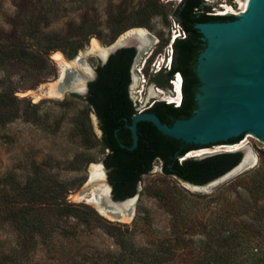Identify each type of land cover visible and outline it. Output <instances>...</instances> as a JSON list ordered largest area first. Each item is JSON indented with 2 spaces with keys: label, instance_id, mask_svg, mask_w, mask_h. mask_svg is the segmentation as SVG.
Wrapping results in <instances>:
<instances>
[{
  "label": "rangeland",
  "instance_id": "obj_1",
  "mask_svg": "<svg viewBox=\"0 0 264 264\" xmlns=\"http://www.w3.org/2000/svg\"><path fill=\"white\" fill-rule=\"evenodd\" d=\"M154 1L164 6L166 18L161 15L148 16L144 20L146 27H133L113 40L112 28L118 21L122 20L128 25L141 22L138 13ZM181 1L0 0V31L11 35L16 32L33 35L29 29L39 27L43 32H64L69 24H79L85 18L101 32L99 36H92L74 58L68 57L61 50L51 52L48 58L55 67V75L41 80L40 83L36 82L40 77L34 80L30 78L32 71L27 68L14 65L11 69V79L17 87L15 95L22 102L18 106L25 113V117L0 127V193H3V181H6L9 193H12L18 191L19 185L24 186L36 175V179L48 181L46 184L51 190L58 189L52 181L64 182L72 189L67 195L69 202L91 208L106 222L128 226L137 245L154 247L157 242L169 239L171 246L176 249L169 264H236L237 258L238 263L246 259L251 248L257 247L264 252V209L250 208L243 201L238 202L234 187L222 188L238 176L211 191L198 192L191 189L182 179L164 175L161 162L156 161L150 174L143 176L138 185L132 217L121 220L108 218L97 211L87 199H83L97 194V191H103L104 183L109 182V172L104 165L107 152L99 142L102 138L100 120L86 102L88 94L83 96L80 93H67L58 100L55 99L58 95H50V88L57 85L60 74L63 75V70L68 64L66 62L77 59L81 53H84L88 70L96 71L101 65L97 54L92 51L93 40L99 44L97 53L113 45L129 32L145 28L155 39L151 51L144 57L149 59L143 72L145 79L137 71L142 62L135 65V68L132 67L131 98L141 109H148L154 102H167L166 98L173 96L169 89L174 91V87L170 82L172 87L166 85L163 89L158 87L156 82H151V64L155 62L165 68L171 55L173 13ZM205 1L215 7L214 11L218 15L240 17V3L246 0ZM228 8L234 12H228ZM235 12L237 14H234ZM33 25L37 27H31ZM58 53L63 56L65 64H59L55 59ZM172 56L175 57L174 52ZM86 68L82 67L83 70ZM164 77L165 75H161L155 80L164 81ZM94 80L88 82V85ZM143 83H146L145 87ZM83 127L90 128L96 144L89 146L83 142L80 130ZM238 144H242L239 149L215 146L206 150L211 151L212 155L215 152H236L247 148L256 160V166L251 170H264V139L253 133L245 136ZM76 160L77 163L72 165ZM101 165H104L105 169ZM93 173H96V178L101 175L99 179L104 180V183L97 182L87 193L81 194ZM238 191L243 192L241 188H238ZM246 195L249 197L248 193ZM46 199L52 198L48 196ZM64 222L67 223L66 226L62 224V228H57L56 235H71L83 230L73 218ZM206 223L210 227H216V231L203 234L202 226ZM95 232L77 240L56 236L49 244H40L22 264H93L85 261L82 256L92 255L98 249L106 251L115 248L114 241L104 235L102 230ZM250 233H258L263 240L248 246ZM17 241V235L7 225L0 223V264H11V261L5 263L4 255L13 252ZM207 242L212 243L213 253H207ZM223 255L226 257L223 258Z\"/></svg>",
  "mask_w": 264,
  "mask_h": 264
},
{
  "label": "trees",
  "instance_id": "obj_2",
  "mask_svg": "<svg viewBox=\"0 0 264 264\" xmlns=\"http://www.w3.org/2000/svg\"><path fill=\"white\" fill-rule=\"evenodd\" d=\"M214 6L205 0H182L173 13L186 33L185 39H177L173 44V62L170 70L162 68L150 76L151 82L158 87L166 88L173 77L179 73L183 78L182 103L176 107L165 101L154 102L148 112L158 115L163 124L173 127L178 121L190 119L198 109L196 95L202 82L197 75L198 57L206 47L204 36L197 28L199 24L226 23L237 19L234 15H218ZM151 15L165 16L164 6L158 1L150 2L139 13V23L131 25L120 20L112 28V38L116 39L123 32L133 27H146L145 18ZM31 27H37L33 25ZM33 35L15 33L13 35L0 31V127L25 117L19 108L15 95L16 88L10 71L14 65H20L32 71L31 79H48L55 75V67L48 56L56 50L63 51L74 58L79 50L85 47L90 38L101 32L95 25L83 19L79 24L71 23L64 32L44 31L41 27L29 29ZM28 32V34H29ZM136 56L134 48H125L113 54L105 65L97 67V78L89 84L86 102L100 120L102 138L100 144L107 155L104 165L109 170V182L113 186L114 199L124 201L137 194L142 177L150 174L156 161L161 162L162 172L184 181L204 185L225 175L242 161V151L220 152L203 158L186 156L202 148V145L176 139L162 133L149 120L139 121L136 125V136L133 131L134 117L141 108L130 94L132 67ZM165 75L164 81L155 80ZM37 84V83H36ZM83 142L96 144L89 127L80 128ZM246 133L231 137L226 141H217L205 145L209 149L225 143H240ZM77 160L72 163L76 164ZM37 176V175H36ZM36 176L18 191L9 193V185L3 181L0 193V223L7 225L18 237L13 252L4 255L5 263L22 264L38 249L40 244H49L56 236L71 239L88 237L101 231L110 237L114 249L96 250L94 254H84L85 261L93 264H169L176 249L169 239L157 242L154 247L137 245L135 236L126 225L106 222L91 208L69 202L70 192L64 182L52 181L58 188L51 190L45 180ZM5 180V178L3 179ZM225 186L234 187L238 202L248 204L250 208L264 209V170H250L233 179ZM241 188L243 192L238 191ZM246 193L249 194L246 195ZM52 199H46L47 197ZM245 199V200H243ZM249 208V209H250ZM75 219L82 231L71 234L59 233L56 229L66 226L65 220ZM203 234L214 233L216 227L202 226ZM263 238L258 233H250L248 246L259 243ZM235 242V240H233ZM213 253L212 243H206ZM237 257L239 255L236 253ZM226 257L223 255V258ZM236 264H264V252L251 248L245 260Z\"/></svg>",
  "mask_w": 264,
  "mask_h": 264
},
{
  "label": "water",
  "instance_id": "obj_3",
  "mask_svg": "<svg viewBox=\"0 0 264 264\" xmlns=\"http://www.w3.org/2000/svg\"><path fill=\"white\" fill-rule=\"evenodd\" d=\"M254 1L255 4L260 3L259 9L264 4V0ZM251 11L250 8L231 22L207 23L197 26L204 36V41L207 42V47L199 55L197 61V75L204 84L196 95L198 109L190 119L178 121L173 127H170L163 124L158 115L142 108L133 120V131L136 138L137 123L142 120H149L165 135L202 145V148L198 151L208 149V147H205L207 144L226 141L243 133H246L245 136L254 133L264 139V15L254 23L253 27V52L260 59L250 60V66L252 67L250 72L241 75L234 71L228 65L230 62L226 59L227 56L220 57L218 63L212 59L219 51L218 40L221 38L223 45H227V36L236 33L238 29L244 28ZM154 39L147 29L139 28L129 32L116 43L107 47L104 54H97V56L101 65H105L110 57L119 50L134 48L136 50L134 67L140 64L144 57L149 54ZM66 63L68 64L63 71V75L61 73L57 81L59 96L55 99L63 98L67 93H80L86 96L89 92L88 82L97 78V72L86 68L87 63L84 53H81L77 59ZM82 67L86 69L83 70ZM223 69H227L226 72ZM133 73H135V69H133ZM169 91L172 95L174 94L173 89H169ZM219 146L232 145L225 143ZM240 151L244 154L240 164L218 179L204 185L183 181L193 190L208 192L216 186L250 171L256 166L254 154L247 148ZM208 155L210 154H205L203 157ZM101 167L105 169L104 165H101ZM97 182L99 181L91 178L81 194L87 193L90 187ZM106 184L109 188L108 197L97 195L99 202L90 204L101 214L111 219L121 220L123 217H132V209L137 194L124 201H116L112 185L108 181Z\"/></svg>",
  "mask_w": 264,
  "mask_h": 264
},
{
  "label": "bare ground",
  "instance_id": "obj_4",
  "mask_svg": "<svg viewBox=\"0 0 264 264\" xmlns=\"http://www.w3.org/2000/svg\"><path fill=\"white\" fill-rule=\"evenodd\" d=\"M241 4V13L246 12L247 10H249L250 8L252 9L251 14L249 16V18L247 19L244 28L242 29H238L236 33L234 34H230L227 36V45H223V41L220 38L217 42V45L219 47V51L218 54L212 58L214 62L218 63L220 60V57L223 56H227L226 59L230 62V64L228 63V65H230V67L234 70L237 71L238 73H240L241 75L243 74H247L248 72L251 71L252 67L250 66V60L251 59H260L258 58L254 52H253V31H254V23L257 22L260 17L262 15H264V4L261 6V8L259 9V4H255L254 0H246L244 3H240ZM259 9V10H258ZM228 12H234L233 9L228 8L227 10ZM234 14H237L236 12ZM127 40V39H126ZM222 45L224 46V48L222 47ZM99 47V44L96 40L92 41V51L95 54L98 55H102L105 53V49L103 50L101 49L100 52L96 53V49ZM226 49V50H225ZM219 56V58H217ZM55 59L57 60V62L59 64H65L64 58L63 56L58 53L55 55ZM67 66V65H66ZM65 66V67H66ZM225 72L227 69H223ZM64 71V70H63ZM135 85H136V80H135ZM174 94L173 96L167 97L166 101L169 103H178L181 95H182V90H180V85L179 82H176L175 88H174ZM159 94V93H158ZM50 95H58L57 92V85H54L50 88ZM59 96V95H58ZM242 144H237V145H232V146H224L222 148L224 149H239L241 148ZM211 151L208 150H200V151H196V152H191L187 155V157H200L203 156L205 154H210ZM255 158V157H254ZM96 173L92 174V177L94 180H98L99 182H103L100 181V177L96 178L95 177ZM104 190L101 191L103 193H101L100 191H97V194H92L90 197L88 198H83V199H87L86 201H88L89 203H98V199L97 195H102L104 197H108L109 194V188L107 186L106 183H104L103 185ZM80 197H82L83 195H79ZM107 199V198H106ZM123 219H126V217H123Z\"/></svg>",
  "mask_w": 264,
  "mask_h": 264
},
{
  "label": "built area",
  "instance_id": "obj_5",
  "mask_svg": "<svg viewBox=\"0 0 264 264\" xmlns=\"http://www.w3.org/2000/svg\"><path fill=\"white\" fill-rule=\"evenodd\" d=\"M186 38V33H185V31L183 30V28L181 27V25L177 22V21H173V36H172V40H171V45H170V48H171V55L169 56V58L167 59V63H166V65H165V68L167 69V70H170L171 69V66H172V62H173V56H172V53L174 52L173 51V44H174V42L178 39H185ZM148 60L149 59H144L143 61H142V64H141V66L137 69V71L139 72V75L141 76V77H144V79H145V75H144V70H145V68H146V66H147V64H148ZM164 64H165V62H164ZM151 69H152V72H153V74H156V73H158V72H160L161 71V67L160 66H158V64L157 63H152L151 64ZM179 82V85H180V90H182V84H183V81H182V78H181V75L179 74V73H177L174 77H173V79L170 81L171 82V84L173 85V87L175 88V85H176V82ZM145 84L146 83H143V87H145ZM180 103H181V98H180V100H179V102L178 103H173L176 107H178V106H180Z\"/></svg>",
  "mask_w": 264,
  "mask_h": 264
},
{
  "label": "flooded vegetation",
  "instance_id": "obj_6",
  "mask_svg": "<svg viewBox=\"0 0 264 264\" xmlns=\"http://www.w3.org/2000/svg\"><path fill=\"white\" fill-rule=\"evenodd\" d=\"M96 72H97V70H96ZM164 89V88H163ZM108 170V169H107ZM108 172H109V170H108ZM108 178H109V175H108ZM109 180V179H108ZM113 187V186H112Z\"/></svg>",
  "mask_w": 264,
  "mask_h": 264
}]
</instances>
